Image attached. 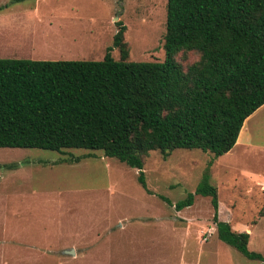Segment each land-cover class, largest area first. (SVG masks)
<instances>
[{"label": "rangeland", "instance_id": "1", "mask_svg": "<svg viewBox=\"0 0 264 264\" xmlns=\"http://www.w3.org/2000/svg\"><path fill=\"white\" fill-rule=\"evenodd\" d=\"M167 2L0 0V59L103 60L121 23L126 27L129 61L163 62ZM112 56L121 59L118 49L112 51ZM177 59L187 69L199 56L182 53ZM253 122L243 138L260 141L264 137L259 136L260 130ZM258 152L238 147L220 163L223 168L214 169V155L201 150L179 149L167 159L159 151H152L144 167L147 191L139 182V170L100 151L66 150L61 154L0 149V186L22 183L71 190L68 203L60 211L55 242L49 243L57 245L55 250L51 253L47 243H38L30 252L24 245L7 244L4 260L9 261L13 252H21L30 253L37 263H53L60 258L57 252L61 247L73 244L75 248L62 251L70 255L66 259L70 264H264L248 259L219 238L210 197L196 195L194 205L183 211L163 199L173 204L186 199L196 193L210 173L209 181L218 189L219 220L230 223L237 232L250 227L248 249L264 257L260 208L254 200L241 203V190L254 188L257 192L255 177L264 176V161ZM85 156L89 157L77 164L66 162ZM18 172L24 176L20 182L16 180ZM110 231L115 233L109 238ZM116 236L133 240L134 253L108 255ZM85 243L88 249L82 254L78 246L84 247ZM77 252L78 257H74ZM4 260L0 256V261Z\"/></svg>", "mask_w": 264, "mask_h": 264}, {"label": "trees", "instance_id": "2", "mask_svg": "<svg viewBox=\"0 0 264 264\" xmlns=\"http://www.w3.org/2000/svg\"><path fill=\"white\" fill-rule=\"evenodd\" d=\"M125 32L119 23L99 61L0 59V149L100 151L139 170L147 191L152 151L164 159L179 149L229 153L264 106V0H168L163 62L129 61ZM182 53L199 59L185 69ZM209 179L207 173L196 193L176 204L163 199L183 211L196 195L210 197L219 238L264 263L249 251L248 233L219 220Z\"/></svg>", "mask_w": 264, "mask_h": 264}, {"label": "crops", "instance_id": "3", "mask_svg": "<svg viewBox=\"0 0 264 264\" xmlns=\"http://www.w3.org/2000/svg\"><path fill=\"white\" fill-rule=\"evenodd\" d=\"M252 120H254L253 124L260 130L258 133L259 136L264 137V106H262L245 122L235 147L229 153L214 160V169L217 166L223 168L220 163L238 147L244 149H259L258 155L264 161V153L262 152L264 151V139L252 142L243 138L244 132L250 131V129L248 130V125ZM220 168L218 169L221 170ZM15 175L19 176L16 178L19 182L24 180V176L20 172ZM28 178L31 179L32 176ZM253 183H255L254 187H259V190L257 192L252 190L254 188H249L244 192L241 190V203L254 200L255 204L260 208L258 221L261 222L264 219V213H261L264 210V176H256L255 182ZM72 191L77 192L76 190ZM70 193L71 190L69 189L26 186L22 183L14 186H0V256H2L3 260L6 254L7 244H14L13 247L24 245L30 252V248L37 247L38 243H47L48 245L46 244L45 246L49 247L48 249L51 253L53 252L57 245L52 246L49 243L55 242V237L57 236L56 228L60 226V211L68 203V195ZM254 223L258 222L254 221ZM243 232L250 233L251 238L252 229L250 227L241 228V233ZM110 233L109 238L115 232L110 231ZM111 243L114 245L112 247L109 246L108 255H113V252L117 254H128L132 251V254L134 253L133 240L116 236L112 239ZM70 246L74 245L66 244V247H61L59 252H57L60 258H57L53 263H37L32 259L30 253L13 252L9 261H0V264H70L66 262L67 256L70 255L62 254L63 250L75 248V246ZM87 249L88 246L86 243L84 247L78 246V250L82 254H85L84 252ZM115 256L117 255L115 254ZM74 257H78V252L75 253Z\"/></svg>", "mask_w": 264, "mask_h": 264}, {"label": "water", "instance_id": "4", "mask_svg": "<svg viewBox=\"0 0 264 264\" xmlns=\"http://www.w3.org/2000/svg\"><path fill=\"white\" fill-rule=\"evenodd\" d=\"M72 253H74V252L72 251Z\"/></svg>", "mask_w": 264, "mask_h": 264}]
</instances>
